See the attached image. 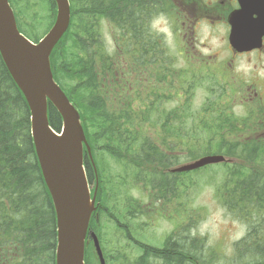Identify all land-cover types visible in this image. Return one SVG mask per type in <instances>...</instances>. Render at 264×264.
I'll use <instances>...</instances> for the list:
<instances>
[{"label": "trees", "instance_id": "16d2710c", "mask_svg": "<svg viewBox=\"0 0 264 264\" xmlns=\"http://www.w3.org/2000/svg\"><path fill=\"white\" fill-rule=\"evenodd\" d=\"M50 1V11L53 15L56 5L53 0ZM70 2L73 10L71 24L84 23V28L95 30L96 22L107 16L114 23L115 30L112 29V47H109L100 29L97 37L94 32L86 33L82 30L84 36L78 39L76 45L73 44L74 48H78V52L71 53L67 50L64 53L65 61L58 65L55 63V53L62 46L64 50L68 44L72 36L69 30H74L72 25L63 36L64 41L58 42L51 55L54 78L67 94H70L69 97L81 112L97 165L95 168L86 152L84 164L89 182L95 186L96 173L99 179V207L91 221V227L97 230L101 213L111 222L119 221L118 213L110 208H117L112 202L115 192L108 188L112 180L106 182L103 179L104 170L100 161H97L96 153L99 148L119 162L127 157L129 163H124L126 173L122 179L124 186L127 179H130L132 189L147 191L151 200L143 205L140 199L126 195L124 213L129 220L144 212L148 214L150 211L146 208L153 206L151 214L153 211H156V214L168 212L169 207H173L172 191L178 188L180 176L184 174L164 171L172 166V159H175L170 152L182 146L179 149L188 152L189 159H195L214 150H206L198 143H195V146L193 143L191 148L187 145V137L183 138L185 136L179 132L180 125L177 123L178 126H173L174 121L179 118L184 119L186 123V108L160 109L163 102L170 100L161 90L170 87L173 81V78L165 73L170 72L173 66V57H170L166 37L161 35L149 39L152 47L155 44L161 47L163 73L158 95L157 83L153 82L152 77L154 57L151 64H146L149 52L152 55L155 50L146 47L148 43L143 41L141 35L125 34L121 10L117 15H108L106 8L101 6L102 0H98V16L94 19L95 22H85L81 13L94 11L90 0ZM87 3L89 6H84ZM22 27L20 25L25 34ZM128 66L130 70L135 71L130 79L125 77L128 75L125 74ZM147 68L150 69L149 82L144 77ZM190 86L193 88L194 84L190 83ZM142 90L145 92L144 98L141 97ZM210 106L211 111L215 113L214 118L211 116L212 120H208L205 116L207 109L203 108L199 121L196 120L198 127L203 123L211 127L214 125V119L215 127L223 124L217 103L211 101ZM49 121L55 130H61L62 117L52 104L49 109ZM246 123L247 119L240 120V124ZM90 124L94 125L95 130H91ZM235 125L236 122H233L232 126ZM196 130L197 128L194 129L195 132ZM175 135L181 139L175 140ZM101 140H104L102 145ZM215 148V152H225L226 155L239 160L238 163L229 165L228 175L232 177V181L225 184L228 186L226 189L222 188L221 197L225 207L248 228L246 235L235 243L233 255L227 263L264 264V142L260 139L245 142L239 137H229ZM175 213L179 215L176 211ZM187 215L181 225L182 233L178 234L177 242H167L164 248H148L141 244L148 251L133 264H215L213 258L218 252L214 248L206 249L207 238L199 235L187 238L186 234L190 225L193 229L197 227L198 221L203 217L202 210L195 208ZM128 236L130 238L131 234L128 233ZM99 238L101 239L100 236ZM189 238L190 243L187 240ZM186 244L192 248L191 260L178 254L185 255ZM56 248V211L36 156L31 134L30 109L0 55V264H56ZM119 248L118 246L115 250L122 256L124 253H121ZM85 251L86 264H99L92 241L87 244Z\"/></svg>", "mask_w": 264, "mask_h": 264}, {"label": "rangeland", "instance_id": "374dc122", "mask_svg": "<svg viewBox=\"0 0 264 264\" xmlns=\"http://www.w3.org/2000/svg\"><path fill=\"white\" fill-rule=\"evenodd\" d=\"M10 2L15 9L16 20L18 21L19 27L20 25L21 27L23 25L26 36L31 40L34 39L33 41L38 42L37 39L45 36L51 29L55 20L56 9L52 15L50 11V0H10ZM95 3H98V1ZM84 6H89V4L87 3ZM81 18L83 21L87 22L90 18V14L82 12ZM162 23H164V20H162ZM103 31L105 37L113 43L114 35L111 34L108 23L103 24ZM69 32L72 36L69 38L68 43H73L74 45L77 44L78 39L84 36L81 29L69 30ZM205 33L206 32L199 37V44H209V46L202 51L199 49L200 52L206 55L211 47H213L214 50H222V47L225 44L223 38L212 37L208 40V38L205 37L207 33ZM36 37L37 39L35 40ZM165 37L170 57H173L172 64L175 73L170 87H165L164 90H161L162 94L165 95L166 98H170V100L163 102L160 109L173 110L176 109V107L186 108L185 113L188 114L186 123L184 122V119L179 118L174 121L173 126L180 125L179 132L181 135L185 136L183 138L187 137V145L191 148L193 147V143L194 146L195 143H198L203 145V148L206 150L210 149L216 151L215 147H218V144H222L225 139H229L228 135L224 133V128L226 127L227 122H223L220 127H215L214 125L216 122L214 119V125H211V127H207L204 123L199 125V127L197 126L198 123L196 120H198L199 115H201L206 100H214L213 95H209L208 97L205 93L204 86L206 82L199 83L200 86H198L197 89L190 86V83L195 85L194 78L191 75L192 72H190V62L178 54V51L180 50L178 39L171 35L168 30L166 31ZM66 39H68V35L66 36ZM112 43L109 44V47L113 46ZM74 45L73 47L67 46L66 50L65 48L62 50V46L61 49L56 51V64L60 65L65 61L66 57L64 53H66L67 50L71 53L78 52L74 48ZM176 70L179 72L177 76ZM255 73L257 77H260L259 73H262L260 66L255 70ZM64 75H66V73H64ZM125 77L129 76L126 75ZM237 110H239V108H237ZM214 115L215 113L210 111V116H213L214 118ZM205 116L209 119L208 112ZM238 117L243 118L244 115H237V118ZM210 119L212 120V117H210ZM89 127L91 130H95L94 125L90 124ZM195 128H197L196 132L194 131ZM171 129L172 128H170V130ZM174 139L180 140L181 138H179L178 135H175ZM103 143L104 140H101L100 144L102 145ZM192 150L194 152V148ZM205 154L207 153H203L202 155ZM177 155L178 156L172 161L173 164L170 167L192 160V158L189 160V153L183 150L178 151ZM96 156L97 161H100L101 167L104 170L103 179L106 182L110 179L112 180L110 187H108V184L106 187L110 188L112 192H115L112 202L117 208L109 206L114 212L118 213L119 222H123V220L124 222H129V225L132 228L130 231L134 233L131 234L129 243L125 242L126 246H123L120 243L118 244L121 253H130L129 249L126 248H132L133 252L130 255L138 256L142 249H144L141 244L147 246L146 243L148 244V242L155 246H162L164 238L174 230L175 223L181 222L183 224L185 216H188L187 213L190 215L192 210L196 208L202 210L203 217L198 221L197 227L192 230L191 235H199L200 237L207 238L206 249L214 248L218 252V255L213 258L215 264H231L227 263V261L231 255H233L234 245L246 235L248 228L245 223L238 220L223 204V199L221 197L222 188L226 189L228 186L225 184L232 181V177L228 175V169L230 168L229 165L222 166L214 164L198 171H193L188 174L184 173L180 176L181 179H179L180 184L177 185L178 188L175 189V191H172V194L174 192V197L172 198L173 207H169L168 212H164L160 215L156 214V211H153L151 214L150 212H152L151 210L154 208L152 204L153 207L146 208L150 211L148 214L144 212L133 218V220H129L128 216L124 213L126 208L125 196H133L134 198L140 199L143 203H147L148 201H151L149 200L148 193H146L147 191L143 192L135 190V188L132 189L130 179H127L126 185L124 186L122 179L126 173L124 163H129L127 157L126 160L119 162L116 158L100 148L97 150ZM93 165L96 168L97 165ZM175 211L179 213V215L176 214ZM100 216L101 218L96 226L97 230H94L99 233V236L101 237V243L105 255L109 256L110 254H114L116 256V259L111 262V264H133L135 260H131L129 255V260H126L128 259L127 256L124 254H122V256L119 255L117 250L114 249L115 253H113L114 245L112 244V239L114 238L113 232L115 230V224H113L107 216L102 215V213Z\"/></svg>", "mask_w": 264, "mask_h": 264}, {"label": "flooded vegetation", "instance_id": "af4514ba", "mask_svg": "<svg viewBox=\"0 0 264 264\" xmlns=\"http://www.w3.org/2000/svg\"><path fill=\"white\" fill-rule=\"evenodd\" d=\"M87 1L89 2V0ZM96 1L98 0H90L92 3L90 5L94 8V11L89 13L90 22L98 16ZM101 6L106 8L108 15H117L121 10L120 14L125 27L123 29L126 32L125 34L141 35L143 41L148 43L146 47L149 50L152 48L155 50L152 55L149 52V60L146 64H151V59L154 57L152 77L153 82L157 83L158 95H160V82L162 84L163 73L161 47L159 44L152 47L149 44V39L161 35L166 36L168 30L179 41L180 50L178 54L190 62V72H192L191 75L196 85L206 82L204 90L207 96L213 95V98L219 101L220 115L223 122H227L224 133H229L237 127L238 129L231 133V137L235 136L239 129H244L253 133L247 136V139L256 138L264 142V37L260 47L245 51L233 47L230 41V36L233 34L245 36L263 34L264 0H102ZM115 17H113V21ZM110 20L107 16L101 17L96 22L95 30L94 28L93 30L84 28V23H72L69 27L72 28L73 25L72 29L79 28L86 33L94 32L96 37L100 29L101 35L106 38L103 31L104 23H108L110 32L113 34L114 23ZM162 20H164V23H162ZM204 32L207 33L205 37L208 40L212 37L223 38L225 44L222 50H214L211 47L206 55L200 52V50L207 49L209 46V44H199L198 39ZM106 40L109 44L112 43L108 38ZM67 46L72 47L73 43H68L65 50ZM75 49L78 48L75 47ZM259 66L262 73H259L260 77H257L255 70ZM134 73L135 71L130 70L128 66L125 72L129 76L127 78L130 79ZM165 73L166 75L169 74L168 77L173 78L175 73L173 66L170 72L166 71ZM178 73L176 70V76ZM144 77L149 82L150 69L147 68ZM141 97H145L144 90H142ZM236 115H244L247 118V123L241 125L240 120H236ZM233 122H236L235 126H232ZM173 153L176 154V152ZM113 224H115L112 240V244L115 246L112 245L114 250L121 242L123 246H126L125 242L129 243L128 233H133L130 231L132 228L129 222L115 221ZM178 225L176 223L174 227ZM181 229L182 226L167 235L164 238L162 248L165 247L167 242H177L178 234L182 233ZM190 230H192L191 225L186 231L187 238L192 237L189 233ZM187 240L189 243L191 242V238ZM146 245L149 248H155L150 243H146ZM126 249H129L130 253L124 252V255L127 258L129 255L131 260H136L147 252L145 247L138 256H133L130 255L133 249ZM113 253H115V250ZM178 254L191 260V245L186 244L185 255ZM115 259L116 256L110 254L106 257L107 264H111ZM126 260H129V258Z\"/></svg>", "mask_w": 264, "mask_h": 264}, {"label": "water", "instance_id": "95a60500", "mask_svg": "<svg viewBox=\"0 0 264 264\" xmlns=\"http://www.w3.org/2000/svg\"><path fill=\"white\" fill-rule=\"evenodd\" d=\"M55 1L58 3L56 24L43 39L34 42L20 31L9 0H0V53L31 106V134L56 211V264H85L88 235L93 240L100 263L106 264L100 239L95 231L89 229L93 212L97 209L98 189L97 181L92 195L84 167V146L95 164L91 148L78 109L55 81L51 70L52 50L70 25L69 1ZM262 29L264 33V26ZM262 38L263 34H233L230 39L235 48L243 51L259 47ZM49 101L62 116L60 131L50 124ZM225 160L226 157L220 154L205 155L171 171H192Z\"/></svg>", "mask_w": 264, "mask_h": 264}, {"label": "bare ground", "instance_id": "6f19581e", "mask_svg": "<svg viewBox=\"0 0 264 264\" xmlns=\"http://www.w3.org/2000/svg\"><path fill=\"white\" fill-rule=\"evenodd\" d=\"M69 1V7H70V25H71V21H72V16H73V10H72V6H71V2H70V0H68ZM56 3V15H55V20H54V23H53V25H52V27H51V29L48 31V33L52 30V28L54 27V25L56 24V21H57V17H58V3L57 2H55ZM10 4H11V2H10ZM11 6H12V4H11ZM12 8H13V11H14V13H15V9H14V7L12 6ZM69 25V26H70ZM70 29V27H68L65 31H64V33L62 34V36H61V38L59 39V41L60 40H64V38H63V36L66 34V32H68V30ZM47 33V34H48ZM46 34V35H47ZM45 35V36H46ZM45 36H43L41 39H43ZM63 38V39H62ZM40 39V40H41ZM58 41V42H59ZM58 44V43H57ZM56 44V45H57ZM56 45H55V47H56ZM54 47V48H55ZM54 48H53V50H54ZM53 50H52V52H53ZM51 55H52V53H51ZM51 55H50V64H51ZM51 70H52V64H51ZM10 73V72H9ZM52 73H53V71H52ZM10 75H11V77L13 78V76H12V74L10 73ZM53 77H54V74H53ZM13 80H14V78H13ZM55 81H56V79H55ZM15 82V81H14ZM57 82V81H56ZM58 83V82H57ZM59 84V83H58ZM17 85V84H16ZM60 85V84H59ZM61 86V85H60ZM62 88V87H61ZM63 89V88H62ZM64 90V89H63ZM21 91V90H20ZM65 91V90H64ZM22 92V91H21ZM65 93H66V91H65ZM22 94H23V92H22ZM24 95V94H23ZM66 95H67V97L70 99V101L71 102H73L72 100H71V98L68 96V94L66 93ZM25 97V96H24ZM26 99V98H25ZM26 101H27V104H28V107H29V109H30V114H31V106H30V103H29V101L26 99ZM50 104H52V105H54L51 101L48 103V116H49V109H50ZM55 108H56V106H54ZM57 109V108H56ZM61 115V114H60ZM62 117V116H61ZM62 124H63V119H62ZM35 151H36V149H35ZM198 158V157H197ZM57 234H58V232H57ZM57 249V248H56Z\"/></svg>", "mask_w": 264, "mask_h": 264}]
</instances>
